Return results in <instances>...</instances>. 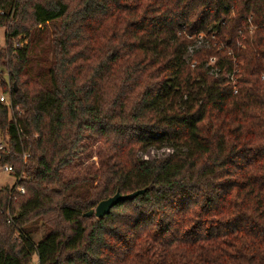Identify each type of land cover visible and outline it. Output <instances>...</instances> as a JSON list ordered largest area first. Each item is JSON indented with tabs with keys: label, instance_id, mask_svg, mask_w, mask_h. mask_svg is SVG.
<instances>
[{
	"label": "trees",
	"instance_id": "16d2710c",
	"mask_svg": "<svg viewBox=\"0 0 264 264\" xmlns=\"http://www.w3.org/2000/svg\"><path fill=\"white\" fill-rule=\"evenodd\" d=\"M0 26V264H264V0H0Z\"/></svg>",
	"mask_w": 264,
	"mask_h": 264
},
{
	"label": "rangeland",
	"instance_id": "374dc122",
	"mask_svg": "<svg viewBox=\"0 0 264 264\" xmlns=\"http://www.w3.org/2000/svg\"><path fill=\"white\" fill-rule=\"evenodd\" d=\"M5 26H0V45L4 46L5 45ZM27 40L22 39L21 44H24ZM198 44H200V41H198ZM9 87V84H8ZM0 94H4L6 96L5 100L3 102H6L9 104V99H8V93L4 91H0ZM95 147V142L93 143ZM171 148L167 146H163L160 148L156 147H150L146 151L141 152V155L144 157H153L156 155H163L166 153L171 152ZM93 162L94 164L98 163V157L97 154L95 153V150L93 151L92 155L87 158L85 154H81V157H77L74 162L65 170L67 175L69 176H74L77 174H80L85 171V168H88ZM84 169V170H83ZM16 182V177L13 174V171H8L4 168V166H0V187L8 185V186H13ZM38 229L37 231L33 234L34 239L38 240L41 238V235L43 234V226L38 223ZM31 264H37V253L35 252L33 254V259Z\"/></svg>",
	"mask_w": 264,
	"mask_h": 264
},
{
	"label": "water",
	"instance_id": "95a60500",
	"mask_svg": "<svg viewBox=\"0 0 264 264\" xmlns=\"http://www.w3.org/2000/svg\"><path fill=\"white\" fill-rule=\"evenodd\" d=\"M144 191V188L136 189L127 193H120L119 191L114 194L101 199L95 206L89 208L84 211V215H92L94 214L97 217L105 216L111 209V207L120 200H124L127 198H133L137 194H140Z\"/></svg>",
	"mask_w": 264,
	"mask_h": 264
},
{
	"label": "built area",
	"instance_id": "2783aa9c",
	"mask_svg": "<svg viewBox=\"0 0 264 264\" xmlns=\"http://www.w3.org/2000/svg\"><path fill=\"white\" fill-rule=\"evenodd\" d=\"M5 98H6V96H5L4 94H0V100H1V101H4ZM8 101H9V100H8ZM1 146H2V144H0V147H1ZM4 168H5L6 170H8V171L13 170V167H12L11 165H9V164L4 165ZM20 190H21L22 192H24V188H23L22 186L20 187Z\"/></svg>",
	"mask_w": 264,
	"mask_h": 264
}]
</instances>
